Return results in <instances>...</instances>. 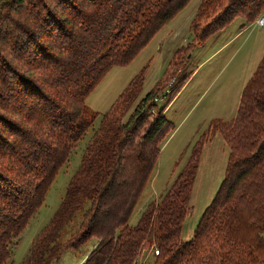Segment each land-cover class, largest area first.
Returning <instances> with one entry per match:
<instances>
[{
    "label": "trees",
    "instance_id": "1",
    "mask_svg": "<svg viewBox=\"0 0 264 264\" xmlns=\"http://www.w3.org/2000/svg\"><path fill=\"white\" fill-rule=\"evenodd\" d=\"M189 2L0 0V264L9 263L59 169L90 129L64 198L22 264H54L93 236L97 244L82 264H139L150 245L154 263L140 264H264V56L235 118L211 125L229 157L190 240L181 234L202 143L161 200L149 202L130 224L161 143L174 128L167 105L155 101L160 83L129 115L143 71L107 112H93L86 103L111 68L130 64ZM263 10L264 0H203L196 18L209 24L198 40L237 17L250 24ZM78 211L76 235L61 243L60 231Z\"/></svg>",
    "mask_w": 264,
    "mask_h": 264
},
{
    "label": "rangeland",
    "instance_id": "2",
    "mask_svg": "<svg viewBox=\"0 0 264 264\" xmlns=\"http://www.w3.org/2000/svg\"><path fill=\"white\" fill-rule=\"evenodd\" d=\"M202 1L190 0L130 64L111 68L86 102L93 112H107L143 71L142 89L128 110L129 115L137 102L160 83L159 106L167 105L165 114L174 128L161 143V153L139 197L130 224L138 222L149 202L161 200L202 143L191 191V210L181 234L184 240L192 238L204 210L218 192L229 157L226 141L218 131H212L211 125L215 120L228 122L235 118L243 88L264 56V25H257L259 17L245 26L244 19L237 17L224 29L200 42L198 34L209 24L207 19L196 18ZM260 16H264V10ZM183 78L187 80L177 93H173ZM91 135L92 129L75 149L70 162L59 169L44 203L31 218L7 264H22L34 238L49 224L66 194L70 178L80 164ZM81 221L82 211H78L60 231L59 241L67 244L76 235ZM96 244L97 239L93 236L79 248L64 251L54 264H82ZM155 248L150 245L142 251L139 264L154 263Z\"/></svg>",
    "mask_w": 264,
    "mask_h": 264
},
{
    "label": "built area",
    "instance_id": "3",
    "mask_svg": "<svg viewBox=\"0 0 264 264\" xmlns=\"http://www.w3.org/2000/svg\"><path fill=\"white\" fill-rule=\"evenodd\" d=\"M257 25H259V26H263L264 25V16H259V18L257 19ZM155 101L156 102H160L161 101V97L157 96L155 98Z\"/></svg>",
    "mask_w": 264,
    "mask_h": 264
}]
</instances>
